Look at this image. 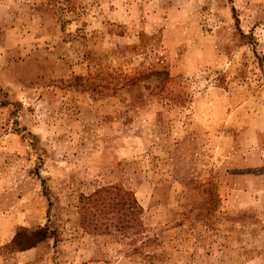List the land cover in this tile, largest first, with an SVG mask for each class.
<instances>
[{"label":"rangeland","instance_id":"obj_1","mask_svg":"<svg viewBox=\"0 0 264 264\" xmlns=\"http://www.w3.org/2000/svg\"><path fill=\"white\" fill-rule=\"evenodd\" d=\"M0 264H264V0H0Z\"/></svg>","mask_w":264,"mask_h":264},{"label":"trees","instance_id":"obj_2","mask_svg":"<svg viewBox=\"0 0 264 264\" xmlns=\"http://www.w3.org/2000/svg\"><path fill=\"white\" fill-rule=\"evenodd\" d=\"M80 212L84 228L94 233H117L125 238L139 235L145 228L144 208L133 191L120 185L103 186L89 195H81ZM21 234L17 233L13 244L22 249L31 248L50 236L47 226L29 232V237L24 239Z\"/></svg>","mask_w":264,"mask_h":264}]
</instances>
